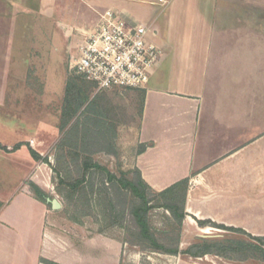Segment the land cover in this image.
I'll list each match as a JSON object with an SVG mask.
<instances>
[{
  "label": "crops",
  "instance_id": "1",
  "mask_svg": "<svg viewBox=\"0 0 264 264\" xmlns=\"http://www.w3.org/2000/svg\"><path fill=\"white\" fill-rule=\"evenodd\" d=\"M59 1L0 0V22L12 29L7 43L15 39L17 19L27 23L33 17L50 18ZM79 3L85 7L82 17L97 19L103 11L113 10L128 23L146 27L150 44L160 50L147 87L129 89L139 98V122L118 129L117 135H128L123 148L131 151L129 169L139 171L157 193L189 180L185 212L195 224L189 228L197 226L191 228L203 232L196 235L198 240L212 238L207 234L213 230L222 233L218 240L231 239L228 231L202 227L198 221L264 237V0ZM75 29L80 36L89 34L84 25ZM86 135L102 134L89 128ZM102 153L114 156L113 152L94 156ZM35 163L29 182H21L23 188L0 208V264H74L60 260L61 254L72 255L81 243L89 256V251L101 248L104 258L119 264L121 247L110 238L100 235L79 242L71 230L63 231L70 229L71 221L60 220L50 197L42 202L30 189L33 182L49 192L52 183L48 165ZM207 256H189L179 264L254 260L214 255L221 259L211 263L204 259Z\"/></svg>",
  "mask_w": 264,
  "mask_h": 264
},
{
  "label": "rangeland",
  "instance_id": "2",
  "mask_svg": "<svg viewBox=\"0 0 264 264\" xmlns=\"http://www.w3.org/2000/svg\"><path fill=\"white\" fill-rule=\"evenodd\" d=\"M63 1H59L56 14L50 18L30 17L32 20L27 23L17 19L19 22L14 29L15 39L12 43H7L6 39L11 36L12 29L0 22V143L13 148L15 144L27 142L48 159L52 183L47 193L61 205L55 211L60 220L71 221L70 229L65 227L63 231L71 230L76 241L81 242L84 238L98 239L100 235L110 238L114 245L121 247L119 264H179L180 260L189 259V256L168 255L140 244V227L133 212L141 204V200L132 192L119 188L110 190L109 197L113 206H109V200L104 197L101 199L99 195H89L87 198L83 194L72 193L64 184L82 179L83 160L72 157L68 150L61 148L60 143L64 135L72 133L74 126L78 133H82L83 126L91 119L98 121L102 136L106 134V142L95 139L94 143L102 144V147L114 154H98L94 156V160L105 165L119 178L126 175L128 179H136V171L129 169L128 157L131 156V151L123 148L128 135L117 134L119 128L136 126L140 112L139 98L131 94V91L100 90L79 79V88L85 92L86 97H90V101L79 111L68 128L61 130L66 112L67 81L71 76H81L76 74L72 65L88 35L80 36L75 26L84 25L89 34H92L100 20V17H82L85 7L79 3L80 0ZM254 2L262 3L263 0ZM65 22L66 25L63 24ZM71 31L72 35L69 34ZM25 37L28 40L23 41ZM93 100L95 104L89 106ZM35 162L26 145L14 153L0 150V208L17 188L18 191L23 188L19 187L21 182H29ZM93 173L90 179L100 188L102 180H107L101 173ZM105 184L108 188L112 187L108 182ZM148 197L153 207L148 214L149 225L160 243L170 248L178 246L181 250L190 244L196 245L204 241L200 238L198 240L196 236L203 232L192 229L197 226L189 228L190 223L195 225L193 220L189 222L185 218L179 228L173 215L164 207H158L162 202L154 197L151 190H148ZM50 209L52 210L51 206ZM221 234L211 231L207 235L213 237L208 241L218 240L217 235ZM229 235L232 240L255 242L242 233L229 232ZM89 253L90 256L86 246L81 243L72 255L61 254L60 260L66 262L70 259L74 264H114L110 258H104L101 248ZM245 255L231 253L229 256L238 260ZM220 257L208 255L204 259L212 263L220 261ZM251 264L264 262L254 259Z\"/></svg>",
  "mask_w": 264,
  "mask_h": 264
},
{
  "label": "trees",
  "instance_id": "3",
  "mask_svg": "<svg viewBox=\"0 0 264 264\" xmlns=\"http://www.w3.org/2000/svg\"><path fill=\"white\" fill-rule=\"evenodd\" d=\"M79 79H81L83 83H90L98 88L95 82L89 81L83 76H80V78L76 76H71L68 78L66 87V112L63 116V123L61 127L62 131H65L68 128L72 120L78 116L79 111L85 106L86 103L90 101V97H86L85 92H83V90L79 88ZM92 104H95L94 100L89 103V106ZM92 121L94 122H88V124L83 126L81 131L83 135H74V133L77 132V127L74 126V129H72L71 131L72 133H69V135H64V139L60 143L61 148L64 150H68V154H70L72 157H75L77 159L81 158L83 160L82 179L70 183L64 182V184L67 185L72 193H80L87 196V198L89 197V195H99L100 197H102L101 199H103L104 197V199L109 200V206H113V201L109 197L110 190L119 188L120 190H129L130 192H132L134 196L141 200V204L137 206L133 212L135 221L140 227L138 238L140 244H144V246L149 249H154L158 252L175 256L179 254L189 255L192 257L217 255L228 259H233L229 256L231 253H243L246 254L245 257L238 258V260L255 259L264 262V237H254L247 234L242 229L218 225L211 221H198V224L202 227L210 226L229 232L242 233L244 235H248L256 243H246L245 241L232 239L224 241L204 240L201 241V243L193 245L191 248L184 251L180 250L178 246L175 248H170L165 244L160 243L155 235L151 232L148 220V214L153 208L152 205H150L151 201L148 197V190H151V188L142 179L141 173L139 171H136V179H128L127 177H125L126 175L119 178L117 177V175L110 172L106 166H103L94 161V154L99 152H108V149L102 147V144L94 143L95 139H99L101 140V142H106V140L104 139V135H86L89 128H93V130H97L99 133L101 132L98 121L96 119H92ZM71 139L73 140V142ZM24 145L28 146L31 156L35 161H42L50 165L48 159L43 157L34 148H32L29 143H18L11 149L0 143V150L6 151L8 153H14L20 150ZM93 172H99L103 176H105V179L107 180L106 182L112 185V187H106L105 180H102V186L100 188H97L94 180L92 178L90 179V175L94 174ZM188 188L189 180L186 179L159 193L151 190L154 197L162 202V204L158 207H164L165 209H167L173 215V218L177 222L179 228L182 227L187 215L185 212V198ZM30 189L35 197L42 202H46L49 198L48 193L42 190L37 184L33 182L30 183ZM89 203L90 202H88V204ZM247 253L249 254L247 255Z\"/></svg>",
  "mask_w": 264,
  "mask_h": 264
},
{
  "label": "built area",
  "instance_id": "4",
  "mask_svg": "<svg viewBox=\"0 0 264 264\" xmlns=\"http://www.w3.org/2000/svg\"><path fill=\"white\" fill-rule=\"evenodd\" d=\"M147 34L146 27L106 10L100 14L97 29L80 46L72 69L100 90L145 89L160 56Z\"/></svg>",
  "mask_w": 264,
  "mask_h": 264
},
{
  "label": "water",
  "instance_id": "5",
  "mask_svg": "<svg viewBox=\"0 0 264 264\" xmlns=\"http://www.w3.org/2000/svg\"><path fill=\"white\" fill-rule=\"evenodd\" d=\"M48 202H51L52 203V206L54 209H60L61 205L59 204V202L55 199L51 200V199H48Z\"/></svg>",
  "mask_w": 264,
  "mask_h": 264
}]
</instances>
